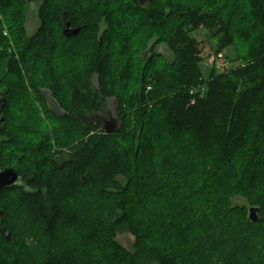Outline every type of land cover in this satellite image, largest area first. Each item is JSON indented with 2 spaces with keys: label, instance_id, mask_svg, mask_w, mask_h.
Listing matches in <instances>:
<instances>
[{
  "label": "trees",
  "instance_id": "trees-1",
  "mask_svg": "<svg viewBox=\"0 0 264 264\" xmlns=\"http://www.w3.org/2000/svg\"><path fill=\"white\" fill-rule=\"evenodd\" d=\"M31 1L0 0V167L24 177V187L0 195V264H264V0H37L40 26L29 35ZM64 14L77 34L64 33ZM201 28L218 39L215 54L234 47L227 59L241 63L221 71L209 61L204 76ZM13 95L42 112L19 115ZM108 98L120 120L110 134ZM169 143L216 162L234 158L229 198L211 191L191 221L167 207L150 214V199L172 182L154 159L170 158ZM232 196L259 208V219ZM20 213L31 225L19 231ZM123 227L136 238L132 251L117 241Z\"/></svg>",
  "mask_w": 264,
  "mask_h": 264
},
{
  "label": "rangeland",
  "instance_id": "rangeland-1",
  "mask_svg": "<svg viewBox=\"0 0 264 264\" xmlns=\"http://www.w3.org/2000/svg\"><path fill=\"white\" fill-rule=\"evenodd\" d=\"M41 5V2L39 1H31L29 3L28 6V11H27V21H26V26H27V32L29 35L34 34L39 26H40V21L38 18V9ZM239 18L236 16V19ZM241 18V17H240ZM195 36L202 41L201 43V47L203 48V56L205 57V60L202 62L201 67L204 73V76L208 77V75L211 72V65L209 63L211 56H213L216 51L218 50V39L217 38H212L211 37V32L201 28L200 30L195 32ZM227 51H223V53L225 54V56L227 57V55L233 60L237 53L234 47H229L228 49H226ZM157 51L159 53H161L164 58L167 61H172L173 59V54L172 52L169 50V48L166 45H160L157 48ZM60 57H62L60 55ZM59 59V58H58ZM239 63H241L240 61H232L231 64L232 66L238 65ZM3 71V69H0V74ZM1 75H0V87L2 86V82L7 81V79H1ZM94 85H97V79L96 77L94 78ZM46 97L48 99V103L49 106L55 110H58L57 107L55 106V100L52 96V94L49 91H46ZM13 109L14 111H22L19 113V115L22 116H34L36 110L39 112H42V106L40 104L35 105V107H31L33 108L32 111L31 109L25 108V102L19 100L18 98H16L13 95ZM29 104V103H28ZM106 107L109 111L108 116L106 117L105 121H112L117 119V113H116V101L114 98H108L106 100ZM59 112V110H58ZM179 139V138H177ZM3 141V137L0 135V145L1 142ZM192 141V140H191ZM171 144V148L169 149H165V147H163L165 144H160L158 145L157 149H156V153L160 152V150H166L163 154H169V157L163 158L164 156L160 155L158 156H154L155 161L158 162V165H161L160 167H162V171L163 172H169V170L173 171V175L172 178L170 180H172L170 184V186H167L166 190H165V195H163L162 197L158 198L157 201L154 199H150L153 201H150L151 203H153V205H151L149 207L150 210V214H156V212H159V208L161 210H163V208L167 207L169 210H173L175 211L174 215H176V213H178L179 216H177V218L179 220H184L187 221L188 218L190 219V221L193 219V216H189V212H194L196 214H200L201 211L204 209V205H205V200H207L210 197H213L211 194V191L213 194L215 195H220L222 197L223 194V190H225V185L229 182H231L229 180V175L227 173L231 172L233 173V167H231L232 165H230L231 163L234 164L232 161L234 158H230L229 161H227V163L225 162H216L214 159L212 158H207V157H202L201 152H197L196 150H194V146L191 148H189L187 150V152H181L179 149H176L175 147L172 146V143H169V145ZM200 147V146H199ZM193 148V152L189 153L190 150ZM157 155V154H156ZM206 160H208V164H206ZM166 162V163H164ZM173 167H177V169L175 170ZM235 172V171H234ZM234 174V173H233ZM179 177V179H178ZM206 178V180H208V185L206 190H201V188L203 187L202 184H204V179ZM258 181L256 182V184H260L262 183L261 181H259V178L257 179ZM173 183V186H171V184ZM201 186V187H200ZM170 187V188H169ZM171 187H173V189L171 190ZM261 190L259 189L258 192H260ZM16 193L13 194V196H10L12 199L16 198ZM264 194V192H263ZM229 196H226L225 194H223V198H220L219 200H225L228 199ZM136 199V197H135ZM182 200V204L185 203V207L186 209L183 210L182 206L180 207L178 202ZM229 202L232 204V206L234 207H246V215L247 218L250 219V209L251 206L248 204V201L242 197H236V196H232L229 199ZM177 203V204H176ZM143 208V207H142ZM144 209H148V207H144ZM263 209V207H262ZM264 210V209H263ZM142 212V211H141ZM260 212H258V216ZM160 215V214H158ZM22 215L21 213L19 214L18 218L21 219ZM234 217V216H232ZM260 217V216H259ZM23 218V217H22ZM145 220L148 219V221H152L155 222L158 220V218L160 217H156V216H146L144 217ZM156 218V219H155ZM237 218V217H236ZM235 218V219H236ZM238 219V218H237ZM24 220V218L19 222L20 225L18 227L17 225V230H21V226L25 229L27 226L31 225V220L28 217V220L26 223L22 224V221ZM149 227V226H148ZM154 228V227H153ZM150 229V228H149ZM155 237L158 239V242L161 245L166 244L167 242V238L165 237H161L159 238L158 233L154 234ZM153 235V236H154ZM30 237V239L28 238ZM34 234L30 233L27 235V243L28 245H32L35 246V244H33L34 242ZM195 238V237H194ZM135 236L126 228L123 227L121 228L118 232H117V241L127 250H133L134 246H135ZM33 240V241H32ZM173 251V250H172ZM171 252V251H170ZM175 253V254H174ZM173 255L176 257L177 260L182 259V254L178 253L174 251ZM173 256V257H174ZM174 257V258H175ZM146 264H158L156 262H147Z\"/></svg>",
  "mask_w": 264,
  "mask_h": 264
},
{
  "label": "water",
  "instance_id": "water-1",
  "mask_svg": "<svg viewBox=\"0 0 264 264\" xmlns=\"http://www.w3.org/2000/svg\"><path fill=\"white\" fill-rule=\"evenodd\" d=\"M140 5H146L151 0H137ZM66 14H64L63 22L65 23L64 33L67 36L77 34L80 28H72L69 21L65 22ZM4 90L0 92V124L5 123V116L2 112L3 106L5 105ZM104 130L107 133H113L114 131L120 128V120L115 119L112 121H105ZM24 187V177L21 172L15 167H0V195L8 189L14 187ZM257 207H251L250 209V219L253 222H256L259 219ZM1 215V211H0ZM2 234L5 239H12V235L7 228L2 229Z\"/></svg>",
  "mask_w": 264,
  "mask_h": 264
},
{
  "label": "built area",
  "instance_id": "built-area-1",
  "mask_svg": "<svg viewBox=\"0 0 264 264\" xmlns=\"http://www.w3.org/2000/svg\"><path fill=\"white\" fill-rule=\"evenodd\" d=\"M210 63L214 65L217 70H227L231 67L230 61L225 57L223 52L214 54L210 58Z\"/></svg>",
  "mask_w": 264,
  "mask_h": 264
}]
</instances>
